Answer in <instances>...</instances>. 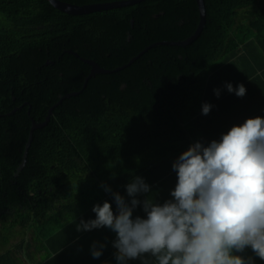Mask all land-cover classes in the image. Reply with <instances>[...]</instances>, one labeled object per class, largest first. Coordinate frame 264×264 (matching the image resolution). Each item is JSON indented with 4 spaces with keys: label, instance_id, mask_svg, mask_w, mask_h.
<instances>
[{
    "label": "trees",
    "instance_id": "16d2710c",
    "mask_svg": "<svg viewBox=\"0 0 264 264\" xmlns=\"http://www.w3.org/2000/svg\"><path fill=\"white\" fill-rule=\"evenodd\" d=\"M204 6V28L181 47L170 43L195 34L196 0H143L77 16L48 0H0L2 232L50 219L56 207H75L72 194L93 185L102 169L115 170L149 146L181 142L182 128L202 112L210 78L253 48L264 55V0ZM82 59L110 73L90 77ZM48 116L15 176L32 121Z\"/></svg>",
    "mask_w": 264,
    "mask_h": 264
},
{
    "label": "clouds",
    "instance_id": "9594fccd",
    "mask_svg": "<svg viewBox=\"0 0 264 264\" xmlns=\"http://www.w3.org/2000/svg\"><path fill=\"white\" fill-rule=\"evenodd\" d=\"M226 87L238 97L246 94L243 84ZM210 108L205 103L202 113ZM172 167L178 176L174 200L160 205L149 195L143 201L146 219L133 218L141 203L135 197L150 192L136 177L126 188L131 206L114 193L118 214L107 201L97 204L92 209L96 218L81 220L77 230L110 228L117 236L113 246L120 264L145 254L154 257V264H254L252 257L238 254L248 247L264 260V118H249L207 146L194 143ZM103 247L93 244L94 258Z\"/></svg>",
    "mask_w": 264,
    "mask_h": 264
},
{
    "label": "crops",
    "instance_id": "0c3cea01",
    "mask_svg": "<svg viewBox=\"0 0 264 264\" xmlns=\"http://www.w3.org/2000/svg\"><path fill=\"white\" fill-rule=\"evenodd\" d=\"M260 53V54H259ZM262 64V65H261ZM235 89L239 84L246 88V94L238 97L229 92L226 85ZM215 90H219V96ZM204 104L211 105L210 112H202L190 125L182 128L185 137L181 142L165 143L158 148L150 147L143 153L134 154L122 161L115 170L102 169L101 178L92 176L83 191L72 194L75 207H56L48 213L50 217L41 223H29L0 230V264H120L116 259L117 249L113 246L117 239L108 227L78 231L81 220L95 219L93 207L104 202L111 204L114 215L118 214L114 193H119L126 204L131 206L127 185L140 177L149 185V193H140L135 198L141 203L133 210V218H147L143 201L150 195L155 203L163 205L174 200L171 192L178 182L173 163L196 142L204 146L211 141H219L231 127L242 125L249 118H264V55L257 49L233 60L217 71L209 80L202 96ZM110 189V191H106ZM93 244L99 249L104 245L98 258L92 255ZM244 258L252 257L254 264H264L250 247L243 253ZM154 264V257L145 254L141 258L129 259L125 264Z\"/></svg>",
    "mask_w": 264,
    "mask_h": 264
},
{
    "label": "water",
    "instance_id": "95a60500",
    "mask_svg": "<svg viewBox=\"0 0 264 264\" xmlns=\"http://www.w3.org/2000/svg\"><path fill=\"white\" fill-rule=\"evenodd\" d=\"M141 1H143V0H131V1H127V2H113V3L88 4V5H76V4H71L68 2L61 1V0H48V2L51 4V6H53L55 9L59 10L60 12H63V13L69 14V15H73V16L86 15V14H91V13L103 11V10L132 6V5L139 3ZM196 2H197L198 8H199V13H200V24H199L195 34L192 37H190L189 39H187L186 41L177 42V43H170V44L184 47L186 45L191 44L201 33L202 29L204 28L205 21H206V10H205V6H204V0H196ZM134 60L135 59L131 60V62H133ZM83 61L92 67L90 77H93L96 74H100V73L101 74H109L110 73V71L101 69L96 63H94L92 61H87V60H83ZM71 95L73 96L75 94H71ZM48 120H49V116L46 118V121L44 123H41V124H37L35 121H32V127L30 130L28 143L26 144L25 152L23 155V161H22L20 167L18 168L15 176H18L19 172L24 168V166L26 164L27 154H28V150L31 146L34 131L43 128L46 125V123L48 122Z\"/></svg>",
    "mask_w": 264,
    "mask_h": 264
}]
</instances>
